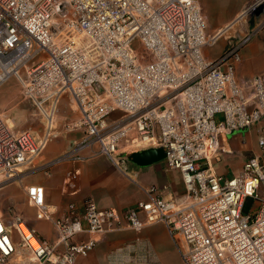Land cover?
Segmentation results:
<instances>
[{
	"label": "built area",
	"instance_id": "built-area-1",
	"mask_svg": "<svg viewBox=\"0 0 264 264\" xmlns=\"http://www.w3.org/2000/svg\"><path fill=\"white\" fill-rule=\"evenodd\" d=\"M261 4H246L240 18ZM229 27L210 32L196 0H0V86L15 77L44 123L36 137L13 131L0 114V183L36 169L65 95L78 111L66 129L81 137L46 167L88 150L128 175V153L159 148L183 185L167 198L149 186L146 200L121 210L69 203L61 215L41 185H29L27 203L55 237L41 238L19 214H0V264H74L104 234L156 223L183 264H264V76L236 74L238 51L261 24L209 59L205 49ZM253 126L257 153L232 177L216 173L231 152L225 137Z\"/></svg>",
	"mask_w": 264,
	"mask_h": 264
},
{
	"label": "crops",
	"instance_id": "crops-1",
	"mask_svg": "<svg viewBox=\"0 0 264 264\" xmlns=\"http://www.w3.org/2000/svg\"><path fill=\"white\" fill-rule=\"evenodd\" d=\"M196 1L201 7L210 32L230 25L226 36L205 49V55L209 59L218 58L228 46L237 43L247 32L253 31L261 24L251 39L239 49L236 74L239 78L264 76V10L258 16L240 18L244 6L256 0ZM258 132V126H253L227 135L222 144L231 152L224 153L222 160L213 165L216 173L226 178L236 175L241 170L245 158L257 153ZM56 136L44 147L34 170V177L22 181L21 186L25 190L29 185H41L45 201L57 211V215H61L69 203L82 208L88 199L98 208L121 210L146 200L144 190L149 186H155L157 195L166 198L183 193L179 171L165 169L163 158L145 164H136L130 159L131 153L145 149L128 153V175L123 174L107 157L93 156L88 150L80 152L83 159H65L46 167L45 163L64 154L81 137L77 138V135L71 134ZM29 219L31 222L28 223L41 238L50 241L55 237L49 221L31 217ZM79 238L85 236L79 235ZM162 244L175 248L162 223L148 225L138 231H111L104 234L86 256L77 257L74 264H162ZM176 252L179 256L177 250Z\"/></svg>",
	"mask_w": 264,
	"mask_h": 264
},
{
	"label": "rangeland",
	"instance_id": "rangeland-1",
	"mask_svg": "<svg viewBox=\"0 0 264 264\" xmlns=\"http://www.w3.org/2000/svg\"><path fill=\"white\" fill-rule=\"evenodd\" d=\"M253 15L255 14L246 15L243 19H248ZM227 34L228 33L225 32L219 39H222ZM20 92V84L15 77H11L7 82L0 86V114L3 120L6 121L7 125L14 131L29 129L36 137H40L44 132V123L41 115L28 100L23 98ZM118 115V112H114L111 115V118H115ZM77 117L78 111L70 102L68 96L64 95L58 106L52 129L53 134L57 135L56 137L64 134H71L74 136L77 135V138H79L81 136L79 130L66 129V125L71 123ZM221 117V114H216L215 116L217 120H220ZM53 139H55V136H52L47 143ZM41 155L35 159L33 166L37 165ZM31 168V165L23 168L20 177L17 179L0 183V214L4 218L9 219L12 214H19L29 223L31 222L29 217L36 219L35 209L28 205L25 190L21 186L22 181H28L34 177L35 173ZM250 208L251 199H247L243 210L247 212ZM160 249L163 255L162 264H182L175 248L160 245Z\"/></svg>",
	"mask_w": 264,
	"mask_h": 264
},
{
	"label": "water",
	"instance_id": "water-1",
	"mask_svg": "<svg viewBox=\"0 0 264 264\" xmlns=\"http://www.w3.org/2000/svg\"><path fill=\"white\" fill-rule=\"evenodd\" d=\"M262 10H264V4L256 8L254 11L255 16H258ZM160 158H164V152L159 148H149L130 155V159L136 164H145L149 161L159 160Z\"/></svg>",
	"mask_w": 264,
	"mask_h": 264
},
{
	"label": "trees",
	"instance_id": "trees-1",
	"mask_svg": "<svg viewBox=\"0 0 264 264\" xmlns=\"http://www.w3.org/2000/svg\"><path fill=\"white\" fill-rule=\"evenodd\" d=\"M131 154H132V153H131ZM131 154H130V155H131ZM130 155H129V156H130Z\"/></svg>",
	"mask_w": 264,
	"mask_h": 264
}]
</instances>
